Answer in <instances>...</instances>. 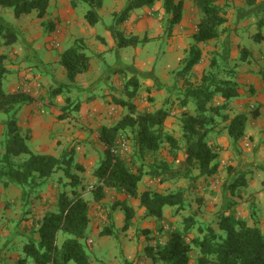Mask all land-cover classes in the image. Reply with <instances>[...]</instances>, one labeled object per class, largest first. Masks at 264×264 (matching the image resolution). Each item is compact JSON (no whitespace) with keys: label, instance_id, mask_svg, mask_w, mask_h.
<instances>
[{"label":"crops","instance_id":"1","mask_svg":"<svg viewBox=\"0 0 264 264\" xmlns=\"http://www.w3.org/2000/svg\"><path fill=\"white\" fill-rule=\"evenodd\" d=\"M128 1L104 2L100 9L101 13L105 11V16H109L113 26L100 34L97 29V25L103 20L99 14L100 10L98 12L100 21L92 27L84 17L70 15L76 8L72 6L71 0H51L52 14L47 13L46 17L50 15L52 22L44 24L35 12L15 18L17 22L11 23L15 26L19 23L18 43L10 47L9 54L2 53L3 51L0 53L7 55L10 61L7 64L9 74L4 84L7 88L4 90L7 93L23 91L34 99L32 104L25 105L18 114L19 128L24 136H28L27 144L31 152L35 155L59 158L71 150L75 153L76 164L84 169L83 173L76 170L73 173L81 177L87 189L84 198L90 205L89 225L82 240L90 264H163L153 261L148 255L147 249L152 247L150 238L165 233L169 237L171 232L181 228L182 225V217L174 215V208H165V220L159 222L146 215L138 198L108 190L102 201L95 202L89 191L96 184L94 172L99 167L106 149L100 139L101 131L105 127H113L125 116V109L118 105L116 100L122 99L121 95L132 79L140 84V89H146L148 92L146 94L152 99V103L148 99L139 108L141 111L170 109L164 130L181 144L174 168L181 170L186 167L187 148L182 139L183 131L179 120L181 112L185 110L181 107L184 89L183 81L177 80L178 70L182 64L176 67L174 60L180 56L182 63L189 56L194 44L193 36L198 31L199 11L192 1L181 0L184 3L183 19L168 33L164 0H158L152 8L136 9L130 13L127 20L119 22L117 14L126 8ZM218 3L225 7L227 22L222 28L224 32L218 40L199 45L202 50V60L195 71H201L202 74L207 70L211 56L222 58L226 62L229 59L240 61V55L256 58L253 59V64L241 63L239 71L246 75H243L240 82L250 84H241L244 88L241 87L239 91L240 100L229 108L232 110L230 117L233 118L244 112L246 98L254 97L260 106H264V40H256L259 34L264 38V1L221 0ZM256 25L258 32L253 34L251 27L256 28ZM58 30L59 34H57ZM118 34L128 39L138 38L140 41L133 46L135 54L127 64L122 61L120 51L116 50V47L120 48ZM77 40H82L86 46L90 68L85 74L76 78L68 93H64L63 88L61 94L56 96L54 92L66 86L68 81L66 71L60 64L61 57ZM148 44L154 45L153 51ZM160 47L164 49L162 55ZM114 51L117 52L118 65L115 64L110 68V73L105 75L101 70V60ZM159 56H162L171 67L166 68L163 73L160 71L161 74L156 71ZM220 101L223 104L222 99ZM69 105L72 109L68 117H63L65 114L63 109ZM77 105L78 109L72 111ZM6 121L7 119H0V154L6 133ZM261 126L263 136L264 121L261 122ZM222 127L226 129L225 124L222 126L217 124L213 129V135L218 133L219 137L214 139L215 136H211L213 138L207 141L209 145L219 148V173L213 180L200 176L199 171H196L194 177L199 181L217 180L219 183L223 179L228 185L235 179L234 173H229L230 168L236 171L243 170L244 173L253 169L251 166L253 162L245 158V155L248 157L250 153L245 152L241 155L236 148H231L227 139L220 136ZM246 136L250 137L247 134ZM252 161L254 165H259L255 159ZM62 179L66 178H61L58 183L53 179L44 181L43 188L31 205L27 204L29 200L27 202L23 199L20 188L10 186L5 189L0 184V264H20L25 259L27 260L25 264H34L32 260L24 259L25 253L20 254L9 242L14 236H21V243L24 246L23 240L27 242L31 237L38 238L37 230L41 221L47 214L57 212L58 194L62 192V187L70 182L66 179L62 183ZM181 180L185 183L190 182L187 179L168 181L165 183L166 190L161 193L169 191L171 186L167 183L175 184ZM251 182L252 179L247 180V184ZM155 183L163 188L164 184L159 183L158 179L145 176L138 186V194L150 190L148 188ZM184 188L186 196L189 190ZM260 200L259 198L256 205ZM234 201V205H239L234 213L237 218L245 220L249 227L259 228L249 215L248 204L238 198ZM208 203L212 204L210 200ZM124 206L131 209L129 221ZM212 206L209 205L208 209H212ZM233 208L228 204L222 212L225 211L228 215ZM258 210H261L260 204ZM59 239L61 245L65 237L60 235ZM167 239L164 244L167 243ZM149 259L152 260L151 263ZM191 264H195V259Z\"/></svg>","mask_w":264,"mask_h":264},{"label":"trees","instance_id":"2","mask_svg":"<svg viewBox=\"0 0 264 264\" xmlns=\"http://www.w3.org/2000/svg\"><path fill=\"white\" fill-rule=\"evenodd\" d=\"M51 0H0V7L13 11L15 18L23 15L36 13L37 17L43 19L48 13ZM106 0H71L73 7L83 2L88 5L85 15L87 23L94 27L100 17L98 11ZM158 0H129L126 8L118 13V21L128 19L130 13L136 9L152 8ZM194 3L200 14L198 31L193 36L194 44L190 49L189 56L182 61L183 69L178 72L177 80L183 81V96L181 107L185 110L179 117L183 131V142L186 146V167L176 170L174 164L181 150L180 141L165 132V123L170 116V109L163 108L155 111L148 109L140 110L130 100L137 96L140 84L134 79L125 91L128 99L116 100V103L127 110L125 116L113 127L102 129L100 139L106 149L99 167L94 172L96 184L89 191L95 202L102 201L108 190L126 193L130 197L138 198L146 215L157 219L159 222L165 220V208H174V215H181L182 229L170 233L169 239L163 246L147 249L150 258L163 264H191L192 254L196 250L199 256L195 264H264V232L258 227H249L248 223L237 216L219 214L215 224H205L196 220V215H184L187 210L186 196L183 189L177 191L147 190L138 194V186L145 176L158 179L159 183L165 184L175 179H187L196 181L192 170L197 168L200 176L214 179L220 170L217 147L209 145L207 138L215 128L220 119L226 125L230 137L236 142L246 139V127L248 115L245 112L231 118L221 112L228 109L227 102L237 98L239 84L228 78L221 79L219 76L223 70L218 57H214L200 77L195 68L202 60V43L218 40L224 32L222 28L227 22L225 7L218 2L221 0H190ZM164 11L167 15L166 30L168 33L179 25L183 19L184 3L181 0H164ZM119 36V47H133L140 41L138 38H125ZM19 33L15 26L0 17V43L2 46L11 47L18 43ZM257 41L264 38L259 34ZM8 56L0 54V114L8 116L6 133L2 142L0 154V184L7 189L16 186L21 189L24 200L32 196H38L43 188L44 181L48 180L57 172L63 171L69 179L70 193L60 192L58 194L57 212L47 214L41 221L37 230L38 238L31 237L24 246V252L28 259L35 264H90L89 257L85 251L82 240L86 236L89 225V202L85 200L84 194L87 189L82 183L80 176L73 173H83L84 169L76 164L73 158L74 151H68L57 158L50 155H35L27 144L28 136H24L19 128L18 114L25 105L32 104L34 99L23 91L7 93L4 83L9 74ZM61 66L65 69L67 80L73 84L79 75L85 74L90 68V58L86 54V46L82 40L75 41L74 45L61 57ZM225 67V66H224ZM228 75L233 76L229 70ZM234 71V70H233ZM189 76L199 80L192 82ZM197 77V78H196ZM63 86L54 92L60 95ZM221 98L223 104L212 106L215 100ZM152 103V99H149ZM69 103V100L68 102ZM71 105L63 109L64 116L72 108ZM260 107L251 112L252 117L260 116ZM78 109V105L72 111ZM127 136L130 140L132 155L128 158L115 155L112 150L116 147L121 137ZM162 148L169 151L173 161H162L157 164H147V158L157 155ZM28 156L27 159H22ZM150 171L146 172L145 168ZM229 173L236 174L237 171L229 169ZM243 174V173H242ZM231 181L229 186L234 188L246 187L247 180L243 175ZM235 184V185H234ZM237 184V186H236ZM68 186V187H69ZM234 203H229V207ZM127 220L131 218V209L124 206ZM254 213V212H253ZM252 213V218L255 216ZM197 230V235L190 238L192 231ZM66 238L60 245L59 236ZM22 260L20 264H25Z\"/></svg>","mask_w":264,"mask_h":264},{"label":"rangeland","instance_id":"3","mask_svg":"<svg viewBox=\"0 0 264 264\" xmlns=\"http://www.w3.org/2000/svg\"><path fill=\"white\" fill-rule=\"evenodd\" d=\"M52 8L50 7L48 10V13H51ZM88 10V5L80 2L77 3L76 8H74L73 13H70V15L72 17H78V18H83L85 19V13H87ZM99 12V11H98ZM101 18L103 19L102 22H100L97 25V29L99 31L100 34H102L103 31H105L107 28H112L113 23L112 20H110L109 16L106 17L105 16V11L104 13H101V10L99 12ZM37 15V14H36ZM34 15V16H36ZM28 15H23L21 17H25ZM0 17L3 19H6L9 22H17L15 20L13 11L10 9H4L2 7H0ZM17 19V18H16ZM15 20V21H14ZM50 15L48 17H45L44 19H42V22L44 24H48L50 21ZM19 22V21H18ZM15 26V25H14ZM15 28L18 30V33H20V28H19V23L18 26H15ZM34 30L36 29L33 26ZM254 26L251 27V31L253 32V34H256V31L258 32V28L256 25V28H254ZM49 29V27H48ZM148 47L153 51L154 45L153 44H148ZM162 49V53L164 52V49L162 47H160ZM117 51H120L121 54V58L122 61L127 64L129 63L130 59H133L134 54H135V48H118L116 47ZM3 51V52H2ZM5 53V54H9L11 52V48L10 47H5L2 46V44L0 43V53ZM214 57H210V61L213 59ZM239 60H230L229 61H224V59L219 58L218 60L223 68V70L221 71L220 74V78L223 80H226L228 78H233L234 81H236L240 86H239V91L242 88H244L241 84L245 85V84H250V83H241L240 81H242L243 79V75H246L244 72H240L239 70L241 69V63L242 64H253V59H256L255 57H250L246 56V55H240L239 56ZM181 57L178 56L176 57V59L174 60V63L176 62V67H180V65L182 64L180 61ZM101 70L103 72H105V75L109 72L110 68L114 67L115 64H117L118 59H117V52L114 51V53H109L108 55L103 57V60H101ZM157 66H156V71L159 73L160 71L163 73L164 70L168 67H170L167 62L164 60V58L162 56H159L157 58ZM252 61V62H251ZM257 61V60H255ZM10 63V61L8 60V64ZM118 65V64H117ZM225 66V67H224ZM171 68V67H170ZM183 69V66L181 65V67L179 68L178 72L181 71ZM229 70H231L233 72V76L228 75L227 72H230ZM234 70V71H233ZM160 72V74H161ZM252 72V71H251ZM110 73V72H109ZM197 75L200 77L201 75V71L196 72ZM242 74V75H241ZM104 75V76H105ZM199 77L197 79H195L192 76H189V80L192 82H196L197 80H199ZM264 79V78H263ZM6 84V83H4ZM254 84V83H252ZM73 84L69 83L68 81L66 82V86H68V88H64L63 91L64 93H68V90L70 89V86H72ZM4 88L6 89L7 86L4 85ZM148 92H146V89H140L137 93V96L135 98H132L130 101L133 102L138 108L142 107L144 103H146L148 101V99H150V96L148 94H146ZM122 99L125 98V100H127L128 98V92L125 91L122 95H121ZM240 97V96H239ZM239 97L231 99L230 101L227 102L228 104V109L221 112L224 115H228L230 117V110L229 108H232L234 106V103H236L237 100H240ZM254 97L251 98H244L245 102L247 103L245 106V110L244 112L248 115V122H247V127H246V134L249 135L250 137H246L245 141L243 142H238L236 143L229 135L228 130L225 128H221V133L222 135H220L221 137L227 139V143L231 146V148H236L238 150V152H241L240 154L243 155L242 153L245 152H249V156L245 158L251 160L249 162H253L252 163V170L246 171L244 173V171H239L236 174H234V176L237 178H240L239 176L243 175L244 178H246L247 180L252 179V182L250 184H248L246 187H236L234 188L233 185L229 186L227 185L223 179L220 180L219 183H217V185L215 187L210 186L209 182L206 181H199L198 179L194 182L190 181L188 183H185V181L181 182H177L175 184H172L171 182L167 183L169 184V190L170 191H177L180 189H183V187H185L184 189L188 188L189 192L186 195V206H187V210L183 211L184 215L187 214H191V215H196V220H198L199 222L205 223V224H215L216 219L218 218L219 214H221L223 208H226L228 206L229 203H235L234 199H240L242 202H246L248 204V211H249V215L251 216V219L253 222H255V225H258L259 228L264 232V168H260V167H264V135L262 136L261 134V130L263 129L261 126V122L264 121V106L260 107V113L261 116L258 119H254L252 117L251 112L257 108H259L260 103H258ZM221 100V98H220ZM219 100V98L217 100H215V102L213 103L212 106H218L221 105V101ZM242 100V99H241ZM223 101V100H222ZM224 103V102H223ZM231 106V107H230ZM125 112H127V110H125ZM0 119H8V116L5 114H0ZM223 123H221L220 119H218V126H222ZM210 136H208L207 141H210V139H212L213 137L211 136H215V138L219 137L218 133L216 135H213V130L209 133ZM126 138L129 142L130 140L128 139L127 136L123 137ZM219 145V144H218ZM131 148V145H130ZM132 155V151L130 149V152L128 153V155L125 158H128ZM242 157V156H241ZM28 156H23L22 159H27ZM73 158L74 161L76 159L75 157V153L73 152ZM256 160L257 162H259V165H254V161L252 160ZM162 161H166V162H170L172 161V156L169 153L168 150L162 148V150L155 156L153 157H148L147 158V164L149 165H154L157 163H160ZM145 171L148 172L150 171L149 167L145 168ZM197 168H193L192 170V175L194 177L195 173H196ZM58 173V174H57ZM56 174H54L52 177H50L48 180L53 179L55 181H57V183L61 180V178L65 177L63 171H61L60 173L57 172ZM243 173V174H242ZM149 177V176H148ZM66 178V177H65ZM150 178V177H149ZM67 179V178H66ZM65 179V180H66ZM63 180V179H62ZM61 181L62 183L65 181ZM69 180V179H67ZM214 180V179H213ZM150 181V180H149ZM159 182V180H158ZM149 183V182H148ZM180 184V186H179ZM235 185V184H234ZM160 185L155 183L154 186H151L150 190L153 191H159V192H163L164 190H166V186L167 185H163V188L159 187ZM162 186V185H161ZM237 186V184H236ZM63 190L62 192H68L70 193L71 191V187L68 185H65L64 187H62ZM186 192V190H185ZM249 192H252L251 194H249ZM260 200V206H261V210H258L259 204L256 202ZM36 199V195L32 196L29 198V202L27 200V204L31 205L33 200ZM209 200L212 202V204L208 203ZM237 201V200H236ZM213 205L212 209H208V206L206 205ZM237 206L239 205H234L233 209H231L229 211L230 214L235 213V211L237 210ZM219 208V209H218ZM218 209V210H217ZM254 212V213H253ZM252 213L255 216L254 218H252ZM182 220V218H181ZM182 224V222H181ZM182 229V225L180 226ZM197 230L195 229L194 231H192L190 238L196 236ZM62 235V234H61ZM63 236V235H62ZM21 236H14L11 240H10V244L12 246L13 249L17 250L18 252H20V254L25 253L24 252V246L28 243L25 242L23 239V244L21 243ZM66 238V236H65ZM166 238L169 239V237L165 234L160 235L159 237L155 235V237L150 238V245L152 246H163L164 243L166 242ZM167 239V240H168ZM199 251L196 250V252L192 254V258L195 259V255L196 258L199 256ZM27 258L26 254L24 255V259ZM32 260V259H30ZM148 260V259H146ZM150 260V259H149ZM33 261V260H32ZM152 262V260H150V263ZM71 264H75V262H70ZM35 264V263H34Z\"/></svg>","mask_w":264,"mask_h":264},{"label":"built area","instance_id":"4","mask_svg":"<svg viewBox=\"0 0 264 264\" xmlns=\"http://www.w3.org/2000/svg\"><path fill=\"white\" fill-rule=\"evenodd\" d=\"M264 0H256V2H263ZM60 31H57V34H59ZM130 152V144L129 141L126 138L121 137L116 144V147L112 150V153L115 155H120L122 157H125L128 155V153ZM218 181H210L209 184L212 187H215L217 185ZM93 188L91 187L90 190H92ZM168 229V228H167ZM152 247H156V246H152Z\"/></svg>","mask_w":264,"mask_h":264}]
</instances>
